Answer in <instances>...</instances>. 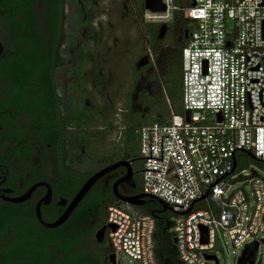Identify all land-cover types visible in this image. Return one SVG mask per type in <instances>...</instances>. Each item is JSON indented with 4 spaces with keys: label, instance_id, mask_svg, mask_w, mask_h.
<instances>
[{
    "label": "built area",
    "instance_id": "2783aa9c",
    "mask_svg": "<svg viewBox=\"0 0 264 264\" xmlns=\"http://www.w3.org/2000/svg\"><path fill=\"white\" fill-rule=\"evenodd\" d=\"M160 1L163 10L155 12L143 0L141 24L167 26L181 13L194 27L181 51L183 113L171 110L162 122L135 130L140 194L171 208L170 232L183 264H215L206 255L219 264L218 253L227 264L225 238L235 248L249 241L245 262L240 256L234 264H255L256 254L264 264V178L248 175L241 166L254 163L236 157L251 154L264 165V0H188L186 6ZM105 225L114 227L106 230V240L115 256L157 264L151 216L117 202L108 207Z\"/></svg>",
    "mask_w": 264,
    "mask_h": 264
},
{
    "label": "flooded vegetation",
    "instance_id": "af4514ba",
    "mask_svg": "<svg viewBox=\"0 0 264 264\" xmlns=\"http://www.w3.org/2000/svg\"><path fill=\"white\" fill-rule=\"evenodd\" d=\"M69 1L0 0V264H39L33 251L39 235L47 241L76 236L81 238L80 248L90 244L99 230L95 229L103 216L104 198L124 175L121 170L119 175L106 176L101 182L106 188L98 192V201L89 203L88 192L61 225L47 228L39 221L37 210L44 224L57 222L88 180L83 179V146L78 153L75 143L79 139L72 141L70 133L84 129L82 79L85 64L91 63L81 46L72 50L68 45L65 12ZM27 5L33 17L31 30L10 34L7 19L20 21L16 8ZM54 6L61 7L62 18L61 32L56 34L46 29L47 14ZM24 39L31 42L28 50L17 46ZM27 67L47 69L54 94L43 88L35 74L28 83L16 78ZM52 98L59 103L55 119L44 120L35 110L36 102ZM71 104L77 106L76 126L69 124L74 118ZM118 190L125 196L135 195L124 183ZM98 244L97 252L109 247L106 231ZM70 258L65 251H54L44 264H73Z\"/></svg>",
    "mask_w": 264,
    "mask_h": 264
},
{
    "label": "trees",
    "instance_id": "16d2710c",
    "mask_svg": "<svg viewBox=\"0 0 264 264\" xmlns=\"http://www.w3.org/2000/svg\"><path fill=\"white\" fill-rule=\"evenodd\" d=\"M176 4L179 6H186L188 0H175ZM143 9V3L141 10ZM16 14L21 15L22 19L20 21H14L13 19H7L6 26L11 31L10 34H24L31 30L32 24V14L30 12V7L18 6L16 8ZM61 7L54 6L51 11L47 14L46 29L51 33H58L60 31V21H61ZM149 28V38L153 43L160 42L162 38L160 37L161 27L158 25H146ZM194 25L183 19L181 13H176L173 21L166 26L167 35L165 39L171 40L172 47L175 50L174 54L165 53L161 58V63L158 71H153V67L150 62H152L147 57L146 64H140L135 67V82H139L140 79H145L151 81L150 90L143 89L137 91L136 99L134 103L140 106H149L152 102L154 103L157 99L167 100L172 107H174V112L178 114L183 113V108L181 106V51L187 43V34L193 29ZM25 33V34H26ZM28 37V35H27ZM31 42L29 40H20L17 42V46L25 48L28 50ZM30 61L29 56L25 60ZM48 70L47 69H35V68H24L20 71V76L16 78H24L25 83L29 82V79L34 77V74L38 80L42 83L43 88L48 90V93L54 94L52 84L48 83ZM151 87L155 88V93L151 91ZM51 88V90H49ZM157 91V92H156ZM157 95V97H156ZM57 99H49L36 102L35 110L42 115L44 120L55 119L56 108L58 106ZM74 106V118L69 119L70 125H77V106L75 104L70 105V109ZM101 112H95L92 119L89 118V113L84 109L83 117V131L70 133V138L72 141L79 139V143H75L76 151L80 153V146H83V179H89L93 174L104 169L119 161H128L131 163L133 170V180L135 182V189L133 194L138 195L141 193V183H140V172L141 163L140 159L137 157L139 144L135 135V130L137 129L138 123L130 122L128 126L123 131L122 146L119 151L116 149L104 150V140L102 129L103 127L93 126V120L95 121L101 119L105 120V115ZM92 121V122H91ZM163 120H159L162 122ZM105 148V147H104ZM237 158H246L248 161L257 164L258 166H263V163L255 160L253 155L239 152L236 156ZM121 170L125 172V169L118 168L117 170L111 172L109 176L119 175ZM108 176V175H107ZM103 177L95 186L90 189L89 203L94 204L98 201V192L102 191L106 186L101 184L105 182ZM97 190V193H96ZM106 201L103 207V216L99 220V224L95 230L100 229L106 224L107 219V209L110 205L119 202L112 192L108 196H105ZM145 205L141 207H134L142 215L151 216L154 220V232H153V243H154V258L157 264H183L179 259L178 253L172 241V234L170 232L171 228V217L172 212L165 210L158 202L151 199H144ZM79 237L73 236L67 241L60 240H45L42 235L36 237V243L33 247L35 249L38 257L39 264H44L48 257L54 253V251H65L70 255L69 263L73 264H110L109 260L104 263L103 259L106 254L112 253L111 248L103 246L100 252H97V247L99 244L96 240L91 238V243L86 244L80 248ZM86 243V240L84 241ZM106 243V241H105ZM53 251V252H52ZM100 253V255H99Z\"/></svg>",
    "mask_w": 264,
    "mask_h": 264
},
{
    "label": "rangeland",
    "instance_id": "374dc122",
    "mask_svg": "<svg viewBox=\"0 0 264 264\" xmlns=\"http://www.w3.org/2000/svg\"><path fill=\"white\" fill-rule=\"evenodd\" d=\"M142 3L143 0H70L65 12L68 45L72 46V50L78 45L81 46L83 54L91 63L84 66V89L81 96L83 111L85 109L89 113L90 119L95 112L104 113L105 120L95 118L93 126L103 127L99 129L105 137L102 149L107 151L121 149L123 138L117 140L119 128L127 127L130 122L141 126L144 123L164 120L171 110L174 111V107L161 98L151 102L149 106L134 103V91L150 90L151 83L145 77L138 83L135 82V67L147 63L148 57L150 60L152 58L150 63L153 71L157 72L163 54L175 56L176 53L171 40L165 39L167 30L160 42L153 43L150 40L149 28L140 22ZM151 91L155 93V88L151 87ZM118 109L127 112L122 114ZM116 113L119 115L116 116ZM248 165L241 166L248 175L252 177L256 174L264 178V165ZM239 187L242 186L235 183L234 188ZM243 188L248 190L247 187ZM259 240L264 242V236H260ZM225 243L227 264H234L235 257L237 259L241 256L249 241L238 248H235L228 238H225ZM262 250L264 243L261 244L259 252ZM217 255L220 258L219 264H226V259L221 253ZM254 262L263 264V258L256 254ZM116 263L139 264L119 253L116 254Z\"/></svg>",
    "mask_w": 264,
    "mask_h": 264
},
{
    "label": "water",
    "instance_id": "95a60500",
    "mask_svg": "<svg viewBox=\"0 0 264 264\" xmlns=\"http://www.w3.org/2000/svg\"><path fill=\"white\" fill-rule=\"evenodd\" d=\"M194 5V4H193ZM144 7L150 11H155V12H159L163 10V6L161 5V1L160 0H144ZM160 37L163 38L166 32V26H162L160 29ZM186 38H188V34L186 36ZM186 119L187 121L189 120V112L187 111L185 113ZM118 168H124L125 172L124 175L121 179L117 180L112 187V192L113 195L115 196V198L119 201V202H124V203H128L129 205L133 206V207H141L144 205V199H151L154 200L156 202H158L165 210L171 211V208L164 203L163 201L149 196V195H145V194H138V195H134V196H125L123 194H121L118 190V185L121 183H124L128 188L130 189H135V182L133 180V170L131 167V163L128 161H119L116 162L104 169H101L100 171L96 172L95 174H93L81 187V189L79 190V192L77 193V195L75 196V198L73 199L68 211L66 213H64L60 219L55 222L54 224L51 225H47L44 224L41 220L40 217V213L39 210H37V217L39 219V221L43 224V226L47 227V228H55L59 225H61L69 216L70 212L72 211V209L85 197V195L90 191V189L92 188V186L99 181L100 179H102L103 177L109 175L111 172L117 170ZM205 196L202 197V199H204ZM110 228L112 230H114V227L112 226H102L95 234V240L98 243H101L103 241L104 238V234L105 231ZM201 232H202V242L206 243V229L205 228H201ZM257 245L255 244L254 246V250H256ZM247 255V251L246 249L243 250L242 255H241V259H240V263H244L245 262V258ZM206 260H213L215 262V264H217L216 258L212 257V256H205ZM108 260L110 262V264H117L116 263V256L115 254L111 253L108 255Z\"/></svg>",
    "mask_w": 264,
    "mask_h": 264
}]
</instances>
